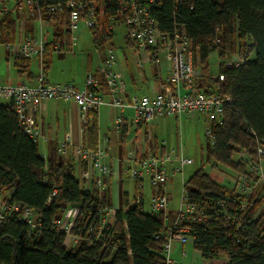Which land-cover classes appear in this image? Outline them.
Returning a JSON list of instances; mask_svg holds the SVG:
<instances>
[{
	"label": "trees",
	"instance_id": "1",
	"mask_svg": "<svg viewBox=\"0 0 264 264\" xmlns=\"http://www.w3.org/2000/svg\"><path fill=\"white\" fill-rule=\"evenodd\" d=\"M35 1L40 9L35 19L53 21L55 28L63 27L65 46L69 49V10L64 6L68 0ZM95 2L104 7V15L99 18L101 30L89 28L97 45L113 38L108 24L115 14L116 0ZM53 5L62 6L58 11H50ZM151 14L162 33L171 34L175 25L183 26L193 51V88L230 96L221 125L213 128L206 163L226 167L232 174L247 173V157L235 160L234 154L253 155L258 143L264 141V0H156ZM12 16L1 22L10 26ZM119 24H123L120 19L113 21V25ZM2 36L0 42H5V33ZM57 37L61 35L46 42L49 50L58 42ZM124 39L128 43L126 35ZM246 39L251 41L250 45ZM236 44L243 58L239 66L227 67L223 60L216 77L196 69V58L199 64L210 67L212 52L224 58ZM51 52L45 54L44 69ZM250 52L254 53L251 59ZM33 60L36 59L15 56L19 73H27L29 79L34 76L28 68ZM90 114L82 140L85 147L95 149L99 138L97 112L93 109ZM203 165L184 182L188 200L207 216L206 221L185 223L193 234V248L203 259L225 256L228 264H264L262 186L249 197L255 200L246 212H238L241 225L236 229L231 219H224L228 212L220 203L228 208L232 200L238 204L245 196L236 193L232 186L213 180ZM82 169L84 166L73 160L65 162L56 146L45 158L40 141L24 131L14 102H0V195L10 190L8 201L32 209L43 225L29 238V226L18 217L0 220V264H164L163 218L130 205L126 193L114 222L120 238L117 245L91 242L68 248L63 243L64 236L51 230V219L60 216L68 206L80 204L85 210L98 202V190L94 186L84 188L77 175ZM55 187L57 191L48 202ZM102 200L106 201L104 195Z\"/></svg>",
	"mask_w": 264,
	"mask_h": 264
},
{
	"label": "built area",
	"instance_id": "2",
	"mask_svg": "<svg viewBox=\"0 0 264 264\" xmlns=\"http://www.w3.org/2000/svg\"><path fill=\"white\" fill-rule=\"evenodd\" d=\"M156 0H116L115 14L109 18L108 28H112L113 21L120 19L126 28V38L137 56V65H144L151 61V57L164 55L168 61L164 71L161 89L150 86L147 94H128L126 82L116 69V61L112 49L107 50V56L93 72L88 73L81 87H75L72 83H51L46 77L44 69V57L48 51H61L58 45H53L49 50L43 32L33 35L27 31H21L12 41L5 43L6 48L16 57L36 59L39 71L34 74L33 81L23 80L19 84L0 83V99L13 101L15 110L24 131L43 145L48 141V136L43 133L41 125L37 122L36 111L43 109L49 100H68L78 107L79 133L81 138L74 143L71 136H66L57 141L56 149L59 153L70 151L73 160L78 165H83L80 180L86 189L94 186L98 190V202L88 209H82L80 204L68 206L64 212L51 219V230L55 234L64 236L63 243L72 248L91 242L104 244H119L120 238L115 229L117 213L120 209L118 203L103 201L102 191L105 179L111 174L110 155L105 140L98 138L95 149L84 146L82 135L90 112L98 111L102 105L112 107L117 114L113 122V132L119 133L124 113L130 110L133 113L134 125H143L155 117H177L182 115L192 118L195 114L203 115L206 119L204 135L210 143L213 141V128L222 123L224 108L230 103L228 95H220L210 90H196L193 74V51L190 40L187 38L182 25H175L171 34L162 33L158 22L151 14V8ZM62 5H53L50 11H58ZM64 6L69 10L70 46L67 50L76 54V36L78 23L82 22L88 29L99 27V18L104 15L103 5L98 6L95 0H68ZM29 14L40 15L38 3L35 0H0V18L5 19L10 15ZM42 22L43 19L39 18ZM2 36V29H0ZM243 58L236 62H225L224 65L239 66ZM219 75V79L222 80ZM154 140L151 148L140 152L136 147L126 151L122 160L124 163V175L132 180L134 193L130 205L137 206L140 211L152 214L157 218H163V244L162 254L164 264H228L225 256L218 258H206L202 262L176 260L172 257L173 243L192 244L193 234L186 222L206 221L207 216L203 211L188 200V191L182 183V192L179 209L171 218L166 215L168 194L166 186L169 175L182 173L185 166L191 165L193 160L182 156L179 147H170L162 152L154 151ZM46 158V152L43 150ZM247 173L236 174L231 177L232 188L235 192L244 195L240 203L232 200L228 208H224V202L220 206L226 213L224 219L232 221L235 228L241 223L237 218L238 212H246L253 204L255 197H249L262 186L264 195V141H260L253 155L246 158ZM147 181L152 193L149 200V212L143 210L144 199L141 189ZM57 191L53 188L48 199L51 202L52 195ZM9 196L0 195V220L16 216L29 226L28 237L32 232L40 230L42 222L35 212L18 203L8 201ZM124 232L126 224L123 222ZM125 236L128 235L125 233ZM264 240V231L261 233ZM114 248H116L114 246ZM198 251V250H197ZM129 252V251H128ZM199 252V251H198ZM200 253V252H199ZM182 256H186L182 252Z\"/></svg>",
	"mask_w": 264,
	"mask_h": 264
},
{
	"label": "crops",
	"instance_id": "3",
	"mask_svg": "<svg viewBox=\"0 0 264 264\" xmlns=\"http://www.w3.org/2000/svg\"><path fill=\"white\" fill-rule=\"evenodd\" d=\"M9 24L10 26H5L3 28V33H5V36L8 37H11L13 33L17 35L21 31H27L33 35H38L41 31L44 34L46 42H51L52 39H56L57 34L61 35V37H57L59 40L58 42H55L54 45L64 48L61 51H53L49 53L47 58L45 74L51 83H72L75 87L79 88L82 86L84 77L88 73L93 72L95 68L104 60V58L101 56V59L98 62L96 60L94 66L89 68V56L84 57V62L86 63V65H84V67H86V74L80 75L77 69L73 68L72 66L69 67L63 63H60V60L62 61V59L53 56L56 53L62 54L64 56L71 54L67 51L68 48L65 46L66 43L64 42L63 27L55 28L53 21L43 20L40 22L39 20H36L34 16L29 14H25V16L13 14V16L9 19ZM111 29L113 31V27ZM125 30L126 28L124 26V34L126 33ZM6 42L7 41L0 42V44L6 48ZM6 50L9 51L7 48ZM157 58V61L156 57H154L150 62L147 63L150 66L149 72H146L144 69L142 71L139 70L137 65V56L135 55L134 51L132 49H128L126 45L125 47L120 48L117 59V65L119 62L120 65L119 67L117 66L116 69L126 82V91L128 94H147L150 91L151 85H154L157 90L161 89L163 74L167 68L168 61L164 55H160ZM32 63L33 61L30 62V66L28 68L33 72V74H36L33 71ZM37 64H39L38 61ZM25 79H29L28 75L27 73L24 75L19 73L17 67L15 66V56L10 51L9 54H0V83L19 84ZM29 80L33 81V78ZM107 111L108 112H106L104 108H100L98 111H96L97 124L99 128V139L101 141L105 140V144L110 155V165L112 168L111 174L105 179V185L102 194L105 196L107 201L108 198H110L111 202L112 200L115 203L120 202L119 205H121L124 193L127 194L129 201L131 200L132 196L129 192L131 189H127L125 187V180L127 177L123 172L124 163L119 160L124 158L126 151L130 148L136 147L140 152H145L151 148L152 140H154L153 142L155 143V147H153L155 152H162L164 150H168L170 147L180 148L181 144L179 137L181 133L179 127L181 128L180 123L183 116L180 115L172 118L179 126L176 129L175 142L169 143L166 136L168 134H165L164 131L160 130L159 128V126L164 123V119L162 120V118L167 119L166 117H155L143 125L136 126L132 121L133 113L130 110H127L124 113V120L122 124L123 133L121 134L120 132H113V122L117 114L116 110L110 107L107 109ZM78 115V107L74 102L68 100H49L46 102L42 110L39 109L36 111L37 122L41 125L43 133L49 138L48 141L42 145V149L47 154H49L52 147L57 145L58 140H62L67 135L71 136V139L74 143H77L80 140L81 134L79 133ZM89 119H91V114H89ZM107 121H109L110 124ZM59 154L62 155L65 162L74 159L70 151ZM80 173L81 171L78 170V177H80ZM130 183V186L132 187L133 183L131 181ZM166 188L168 187L166 186ZM171 209L172 207L169 206L168 202L166 215L170 218L175 214V211L172 212ZM173 245L176 246L179 245V243L175 242ZM182 252L185 251L180 248L178 251V255L180 257H183ZM196 252L198 251L196 250ZM185 253L187 255V252ZM198 254L200 253L198 252Z\"/></svg>",
	"mask_w": 264,
	"mask_h": 264
},
{
	"label": "rangeland",
	"instance_id": "4",
	"mask_svg": "<svg viewBox=\"0 0 264 264\" xmlns=\"http://www.w3.org/2000/svg\"><path fill=\"white\" fill-rule=\"evenodd\" d=\"M2 19L0 18V29H2V33H3V28L6 25V23H2L1 22ZM99 27L102 28V24L100 23L99 20ZM113 27V32H114V36L111 40L106 41V42H99L97 45L94 44L92 42V38H91V34L89 29L82 23L79 22L78 23V29L75 33L76 36V55H72V54H67V55H62V54H58L56 53L55 57H59L62 59V61L60 60V63H63L66 66H72L73 68L77 69L78 73L81 74H86V67H84V65H86V63L84 62V57L89 56V68H92V66H94L95 61L97 60V62L101 59V56L103 58H106L107 56V50L108 49H112L113 53H114V58L116 61V68L117 66L119 67L120 62L117 65V59H118V53L120 51V48L126 47L128 49H132V47L126 43L125 39H124V35H126V33L124 34V26L123 25H114ZM97 30H99L97 28ZM126 32V30H125ZM21 32H19L17 35H19ZM16 34H12L11 37L9 36H5L6 40L4 41H10V40H14L17 36ZM4 36H0V39H3ZM251 41L249 39H246V44L250 45ZM64 47H62L61 49H63ZM239 47L238 44H236L235 48L232 51L226 52L225 53V57L224 58H219L216 54V52H212L210 55V67H208L207 65H201L199 64L198 58H196L197 61V70L206 74H210L213 75L214 77H216V72L221 64V62L224 60L225 62H236L242 59L241 55L239 54ZM61 53V52H60ZM0 54H9V51L6 50V48L0 44ZM248 57L251 59L254 57V53L250 52ZM65 58V59H64ZM102 62V61H101ZM33 71L37 74L39 71V66L37 64V60H33ZM139 67V66H138ZM143 69L146 72L150 71V66L146 63L144 65V68H140L139 70ZM153 69V67H152ZM164 75V74H163ZM1 103L6 102L3 99H0ZM100 108H104L107 111L108 108H110L109 106H105L102 105L99 107ZM98 109V110H99ZM182 116V115H181ZM162 118V120L164 121L163 124H161L159 126L160 130L164 131L165 134L167 136V141L169 143H173L175 142V133H176V129L179 126L177 124V122H175L171 117H166ZM200 118V120H199ZM169 119V120H168ZM172 119V120H171ZM109 123V121H107ZM106 122V123H107ZM204 122V124H203ZM110 124V123H109ZM181 128L179 127L180 130V151L182 153V156L186 157V158H190L193 160V163L191 165L185 166L182 173H174L172 175H169V181L167 183V187L166 191L168 194V202H169V206L172 207V212H176L179 209V202H180V198H181V192H182V183L183 181L187 180L199 167H201V164L204 163L203 165V169L205 172H207L212 178L213 180L217 181L218 183H222V184H226L229 186H232L231 183V177L235 176L237 173L232 174L233 171L223 167V166H212L211 163H206V155L208 154L210 147H211V143L209 142V140L205 137L204 135V126L206 124V119L203 117V115L200 114H195L192 118H186L185 116L182 118L181 120ZM179 136V135H178ZM244 158L247 157L244 154L241 153H237L234 154V159L237 160L239 158ZM128 179V178H127ZM125 180V187L127 189H131L129 190V192L131 193V196L133 195L135 189L134 186L132 185V187L130 186V181L132 182V180ZM230 179V180H229ZM133 183V182H132ZM132 191V192H131ZM141 192L143 194V199H144V207L143 210L145 212H149V200H150V195L152 193V190L148 184L147 181L144 182L143 187L141 189ZM11 194L10 190H4L3 191V195L4 196H9ZM108 201L111 202L110 198H108ZM112 202L114 203V201L112 200ZM120 202H118L119 204ZM168 206V205H167ZM167 210V209H166ZM170 210V209H169ZM180 248H182L185 252H187L186 256L180 257L178 255V251L180 250ZM172 257L175 258L176 260H182L183 262H188L190 260L192 261H196V262H202L203 258L200 256V254H198V252H196V250H194L192 244L190 242L186 243V244H179L172 247Z\"/></svg>",
	"mask_w": 264,
	"mask_h": 264
}]
</instances>
